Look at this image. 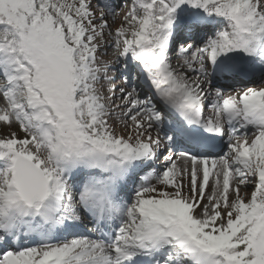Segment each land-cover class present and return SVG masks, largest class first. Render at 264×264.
I'll list each match as a JSON object with an SVG mask.
<instances>
[{
    "label": "snow or ice",
    "instance_id": "obj_1",
    "mask_svg": "<svg viewBox=\"0 0 264 264\" xmlns=\"http://www.w3.org/2000/svg\"><path fill=\"white\" fill-rule=\"evenodd\" d=\"M0 264H264V0H0Z\"/></svg>",
    "mask_w": 264,
    "mask_h": 264
},
{
    "label": "rangeland",
    "instance_id": "obj_2",
    "mask_svg": "<svg viewBox=\"0 0 264 264\" xmlns=\"http://www.w3.org/2000/svg\"><path fill=\"white\" fill-rule=\"evenodd\" d=\"M109 59L112 58L111 56L108 57ZM118 67V66H117ZM134 75V74H133ZM117 83L119 84L120 83V77H119V74H117ZM133 83H135V81H133Z\"/></svg>",
    "mask_w": 264,
    "mask_h": 264
}]
</instances>
